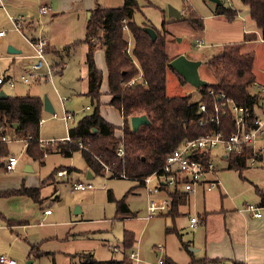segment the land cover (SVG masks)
Wrapping results in <instances>:
<instances>
[{
  "label": "rangeland",
  "instance_id": "1",
  "mask_svg": "<svg viewBox=\"0 0 264 264\" xmlns=\"http://www.w3.org/2000/svg\"><path fill=\"white\" fill-rule=\"evenodd\" d=\"M29 1L35 6L34 19L41 22L42 30L44 26L46 29L48 20L45 16L43 18L39 16V8L45 0ZM137 1L139 10L134 15L135 23L139 25L146 23L163 33L161 23L164 21L165 50L169 63L179 55H184L189 60H199L201 62L199 74L205 81L211 82L212 80L207 71L208 63L219 54L224 47L222 45L242 42L243 32L246 33L245 30L251 24L248 7L240 0H220L224 6L237 11V16L232 21L222 16H213L212 10L215 4L209 0ZM1 5L2 2H0V32L4 37L0 39V77L4 79V83L0 86V90L8 96L28 95L42 99L46 96L54 114L42 112L39 139L46 142L62 140L67 136V129L75 126L84 115L91 113L94 107L90 98L85 95V46L79 45L74 49L75 51H71L61 75L54 74L51 79L38 80L37 83L29 81L25 84L19 80L23 73L22 65L28 63L25 64V68L28 69L34 61L28 59L33 51L27 39L37 38L40 28L34 31L24 27L21 33L12 23V18L20 14H15L6 6L2 8ZM169 8L180 12L182 17H169ZM190 12L202 19L203 29L201 31H196L187 24L186 19ZM247 35L252 36V34ZM200 38L204 45L202 43L201 46H197L196 43ZM9 47L20 50L21 54H9L7 52ZM242 50L253 54L252 70L256 77H262L263 80L264 41L260 40L257 35V40L251 44H245ZM94 54L96 63L103 65L102 48H97ZM63 57L67 58L65 54ZM102 71L101 90L103 94L100 96V113L117 127L121 125V118L117 110L108 104L109 96L104 93L106 89L105 66ZM166 93L168 96L191 94L192 101L198 100L199 97L193 86L181 82L176 73L170 70L167 73ZM87 106L89 109L85 110ZM64 111L72 113L73 117L65 120ZM8 139V154L18 159L17 169L19 168L21 172L27 163L24 156V140L21 138L12 140L10 137ZM56 142L47 144L44 148H53ZM3 160L4 157L0 159L1 162ZM216 163L220 170L218 177L221 189L214 188L206 192L203 197L192 194L190 213L196 215L206 211L214 214L221 209L229 210L235 206L241 209L244 203L257 206L258 200L254 186L264 190V155L263 165L250 167L242 172L244 179H240L233 170H228L223 159L216 160ZM30 164L41 181L48 177L54 169L73 167L77 169L76 174L79 175L71 174L70 177L84 184H90L91 188L85 191H72L70 180L57 178L54 174V181H49L39 190L42 209L49 208L52 215L43 216V211L39 213L38 210L39 216L29 223V227L12 233L0 229V255L14 260L15 264H81L80 260L74 257L77 252H89L97 261L111 258L119 260L122 256L120 247L124 230L134 233L135 242L132 248L138 253L140 264L156 263L158 251L179 264H186L189 261V253L195 259L204 256L206 233L201 231V227L195 229L187 227V207L179 208L178 215L174 219L170 216L156 215L145 221L141 219L146 215L145 189L135 180L111 177L108 172L87 179L85 178L87 173L84 169L85 163L78 152L69 158L52 153L44 157L43 164L38 161ZM83 170L84 173H82ZM24 175L31 177L33 173ZM107 191H111L116 199L127 194L126 201L131 211H135L136 217L114 219L115 205L108 200ZM260 212L264 213V208H261ZM246 216V219H250L248 214ZM214 217L212 233L219 228L215 223L222 226L219 218ZM38 223L44 224L40 226ZM168 227H175L171 229H174L177 234L167 233ZM230 233L235 235L231 231ZM216 241L213 240L214 243ZM35 242L38 244L36 251L39 249L40 254H37L38 252L35 254L33 249L30 251ZM181 243L190 245L185 250L181 247ZM108 246L113 250H109ZM191 248L202 249L201 252L191 253ZM78 257H81V254H78ZM132 264L136 263L132 262Z\"/></svg>",
  "mask_w": 264,
  "mask_h": 264
},
{
  "label": "trees",
  "instance_id": "2",
  "mask_svg": "<svg viewBox=\"0 0 264 264\" xmlns=\"http://www.w3.org/2000/svg\"><path fill=\"white\" fill-rule=\"evenodd\" d=\"M248 7L249 16L261 30L264 41V0H240ZM139 10L137 0H124L122 6L106 8L98 3L89 11L86 21L84 38L57 52H67L75 44H84L85 68L87 75V95L93 104L91 113L84 115L75 126L67 130L68 140H57L53 148L39 145V127L43 112V100L36 96H7L0 98V159L8 156L7 143L1 140L6 136L11 139L21 138L26 142L25 154L32 161L43 164L46 155L57 153L62 157H70L78 152L88 170L94 175L106 172L111 177L132 179L142 185L141 179L161 168L167 156L185 139L197 138L213 129V125L206 122L203 126L199 121L214 114V105L218 103V94L224 93L237 105L243 106L248 119L255 116V107L259 98L251 87L255 82L253 74L254 56L251 52L242 50L247 41L255 36L244 34L242 42L227 43L219 54L208 63V74L211 82L196 89L198 100H191V94L168 96L166 93V79L168 71L174 70L169 65L165 50V22L158 29L142 23H135L134 15ZM214 16H222L229 21L234 20L237 11L224 4H215ZM182 17V16H181ZM187 24L196 31L203 29L202 19L189 13ZM144 27H152L156 32L153 41L145 32ZM131 39L129 52L126 50L127 37ZM102 48L106 66V93L110 96L108 104L117 109L122 118V126L116 127L107 122L100 115V88L103 74L97 68L94 52ZM67 54V53H66ZM53 64V63H52ZM54 65V64H53ZM181 82H185L176 74ZM200 75V74H199ZM212 91V93H210ZM203 103L208 114L199 111ZM145 115L149 124L141 125L136 132L130 127V118ZM220 127L227 137L234 131L231 113L220 114ZM116 130L121 134L117 135ZM121 148V154L117 150ZM252 156L251 149L244 147L240 152H232L222 158L226 161L228 170L236 171L240 179H244L242 172L248 168V160ZM211 153H206L204 160H211ZM56 172V171H55ZM123 174L125 178L119 176ZM52 174L47 179L52 178ZM258 200L257 206L264 208V190L254 186ZM171 197L168 216L172 219L178 215V207L182 205L188 194L179 191L166 190ZM39 187L28 188L21 186L16 190L0 193V197L28 196L38 201ZM109 201L115 203L117 218L134 216L125 201L126 196L116 200L111 191H107ZM1 216V215H0ZM10 227L12 221L4 219ZM168 227L167 233L176 231ZM177 234V233H176ZM134 243L132 232L123 234V250H128ZM188 243H181L187 249ZM40 254L36 247L30 251ZM190 254V253H189ZM81 264H131L125 256L121 260L109 259L97 261L91 253L81 254ZM188 264H209L216 260L206 258L195 259L191 255ZM237 263V262H236ZM165 264H175L166 258Z\"/></svg>",
  "mask_w": 264,
  "mask_h": 264
},
{
  "label": "crops",
  "instance_id": "3",
  "mask_svg": "<svg viewBox=\"0 0 264 264\" xmlns=\"http://www.w3.org/2000/svg\"><path fill=\"white\" fill-rule=\"evenodd\" d=\"M123 1L124 0H45V1H42V5L40 7L46 6L48 8V12L46 14L39 15L41 18H43L45 16V18L48 20V22L46 24L47 25L46 29L44 26V30H42L41 24H40L41 22L38 19H36V20L34 19L33 14L35 13V6L32 5V3L29 0H0V2H2V5H1L2 8H5V6H6L7 9L13 11L15 14L16 13L20 14V16H22L24 19L27 20V26H25L26 28H28L30 30H34V31L36 30V28H38V30L40 28V31H39L40 34L37 37H40V36L45 37V39L47 41V47H46L47 57H50V59H48V60H50V62L54 64V66L56 67V71L58 70L57 73H54L57 75L62 74L63 69L65 68V66L67 64L66 60L70 57L69 55L71 54V51L72 50L75 51L74 49H76V47L79 45L85 46L84 44H75L72 47L68 48L67 52H65V53L61 52L62 51L61 49L63 47L69 46V45H71L75 42H78L84 38L85 25H86V21L88 19V13L90 10H92L94 8L95 4L98 3L99 5L106 7V8H116V7L122 6ZM213 10H212V12H213ZM249 19L251 20L250 16H249ZM250 23H251L250 26L247 27V29L245 30L246 33L243 32L242 36H244V34H252L255 36V39L247 41L245 44H251L253 41L257 40V35H258V38H260V40H262L261 30L256 26V24L254 23L253 20H251ZM2 37H4V36H0V39ZM126 37H127V39H130V36L127 32H126ZM199 40H201V38ZM130 42H131V39H130ZM245 44H244V46H245ZM203 45H204V43H203ZM59 50H61V51L57 52ZM85 52H86V46H85ZM20 54H21V51L19 50V53H16L15 55H20ZM63 54H65L67 56V58H64ZM27 56H29V55H27ZM28 59H30L31 61L33 60L31 57H29ZM94 60H95V54H94ZM95 63H96V60H95ZM25 64L27 65L28 63H24L22 65L23 69L26 67ZM96 66L98 69H100L102 71L103 67L105 66L104 57H103V65H99L96 63ZM85 71H86V68H85ZM102 74H103V71H102ZM253 74H254V72H253ZM105 76H106V66H105ZM85 77H86V90H87L86 72H85ZM254 77H255V82L257 84L264 86V79L262 80V77L261 78L256 77L255 74H254ZM38 80L40 81L43 79L38 78L37 80H31V81H34L37 83V82H39ZM86 90H85V92H86ZM106 90H107V85H106V89L104 92L105 94H107ZM100 92L102 95L103 92H102L101 88H100ZM109 100H110V96L108 97V102H109ZM99 111H100V109H99ZM117 112L119 113L118 110H117ZM100 115L107 122H109L108 119H106L101 113H100ZM119 116H120V113H119ZM120 118H121V116H120ZM39 124H40V122H39ZM121 126H122V118H121V125H119L117 127H121ZM116 134L120 135L121 131L116 130ZM66 138H67V136L64 137V139H66ZM64 139H62V140H64ZM8 141H5V142L8 144ZM25 147H26V142L24 141V150H25ZM9 156H14V155H9ZM24 156H25V160H27V163L35 162V161H32L29 157H27L25 152H24ZM7 157H6V159H7ZM6 159L4 158V160L2 162L0 161V193L8 191V190H16V189H19L21 186H25L28 188H38L39 187V190H40V188L43 185H45L46 183H48L49 181H52V180L54 181V174L56 175V172L59 170H67V175H66V177H64L65 179L70 180L71 182H75V180L77 182H82V181H79L75 178L70 177L71 174H73V175L75 174L76 176L79 175V174H76L77 169H75L73 167L54 169L51 172V174L53 175L52 178L47 179L50 176V175H48V177H46L44 180L41 181L38 174L35 173V170L33 172H29V174L33 173V175L31 177L24 175V174H28V173L23 172V169L20 172L19 168L17 169L18 162H17V164L13 170L6 171L4 168V165L6 164ZM217 160H222V159H217ZM223 161L226 163L225 160H223ZM260 164L263 165V158H262V161ZM31 166H32V164H31ZM248 168H250V167H248ZM84 169L87 170L85 178L90 179V178H93L94 176H97V175L92 174L88 170V168L86 167V164H85ZM72 171H73V173H72ZM80 172H82V171H80ZM84 172L85 171L83 170L82 173H84ZM88 172H90V173H88ZM219 172H220V170H218L216 173V178L218 179V186L216 187V189L220 190L221 186H219V177H218ZM234 172L238 175V173L236 171H234ZM56 177L57 178H63V177H58L57 175H56ZM206 177L209 179L210 178L212 179L214 176L207 175ZM152 183L155 184L156 181H153ZM90 188H91V185H90ZM206 192H209V191H205L203 186H199V187H197V189L194 193L203 197ZM194 193H192V194L194 195ZM192 194L188 195L187 200L182 205H180L178 207V210H179V208H181L183 206L187 207L188 208V212H187L188 224H187V227L190 229H195V228L201 227L202 228L201 231H204L206 233L205 238H204V240H205L204 256L202 258H206V259L211 260V261L216 260L215 262H211L209 264H264V213L263 212H261L260 217H254V216H252V214H250L249 212L244 210V208L246 206V203H244L243 205H241L242 206L241 209H238L235 206L232 209L230 208L229 210L221 209L220 211H218L217 213H214V214L204 211L203 214L197 213L196 215H192L190 213V206H191L190 199H191ZM125 196H127V194ZM126 198H125V201H126ZM116 200H119V199H116ZM145 200H146V192H145ZM126 204L129 208V210L131 211L127 201H126ZM114 205H115V203H114ZM47 209H49V208H46L45 210H47ZM38 210H39V213H40V211L41 212L43 211L42 212L43 216H51L52 215V212H50L49 214H46L44 212L45 210L42 209L39 194H38V201L37 202H35L32 198H30L28 196L0 197V215H1L0 216V229L4 230V231H8L9 233H12V232H17L18 230H22L23 228H27L30 226L29 223L34 218L39 216ZM145 210H146V208H145ZM76 212H78V211H76ZM132 213H134V216L130 217V218H135L136 217L135 211ZM247 214L250 216V219L245 218V216ZM160 215H164V214H160ZM145 216L141 217V219L148 221L149 219L146 220ZM165 216H168V215H165ZM191 216H196V218L198 220L197 224L194 226L190 225L189 219ZM214 216H217V218H219V220L221 221L220 224L222 226H220L219 224L214 222L219 228H217L216 232L212 233V229L214 228V227H212V222H213L212 220L215 218ZM116 218L117 217L115 216V210H114V219H116ZM128 218H117V219H128ZM4 219H8L14 223H12L11 226L9 227L6 224V222L4 221ZM42 224H44V223H42ZM42 224L38 223V225H40V226ZM125 231H129V230H124L123 234ZM230 231L233 234L235 233V235H232L230 233ZM129 232H131V231H129ZM133 236H134V233H133ZM213 240H217V241L214 243ZM122 242H123V237H122ZM134 242H135V236H134ZM188 245H190V244L188 243ZM32 246L38 248V244L36 242ZM117 248H119V247H117ZM120 248L122 251V256H121V258H119V260H121L122 258L127 256L131 260V264H132V262H134L136 264H140V260H139L137 252L136 253H137L138 259L130 258V253H132V252L135 253V251L133 250L132 247L128 250H123V244H121ZM108 249L111 250L112 248L108 246ZM201 249L202 248H197V249L194 248V251H192L191 253L201 252ZM38 251H39V249H38ZM86 253H89V252H77L74 254V257L78 258L80 260V262H83V260H84L83 256L78 257V254H86ZM188 255H189L190 259L186 264H188L191 260L190 254H188ZM166 258L171 259L175 264H179L175 260H173L171 257H167L159 251L157 252V260L162 259L164 261V264H165ZM202 258H199V259H202Z\"/></svg>",
  "mask_w": 264,
  "mask_h": 264
},
{
  "label": "built area",
  "instance_id": "4",
  "mask_svg": "<svg viewBox=\"0 0 264 264\" xmlns=\"http://www.w3.org/2000/svg\"><path fill=\"white\" fill-rule=\"evenodd\" d=\"M48 12L46 6L39 8V14L44 15ZM12 23L16 30L22 33L27 20L22 16L12 18ZM0 36L3 33L0 32ZM33 54L30 56L34 61L31 67L23 69V73L19 80L28 84L31 80L38 78L47 80L51 79L56 71V67L47 59V41L45 37L40 36L28 40ZM126 50L129 52L131 47L130 39H127ZM202 40H198L196 45L201 46ZM8 81V80H7ZM4 83V79L0 77V86ZM12 85L11 82H9ZM259 98V104L255 107V116L248 119L243 106L237 105L231 98L224 93L218 94V103L214 105V114L199 121V125L203 126L206 122L213 125V129L203 136L183 140L165 159L161 168L152 172L150 175L142 178L140 181L146 192V216L148 220L153 216L164 214L168 215L171 206V197L167 195L166 190L171 192L179 191L186 194H192L197 187L203 186L205 191H211L218 186L216 173L219 166L216 163L217 159L226 158L232 152H240L244 147L251 149L252 156L248 160V167L258 166L264 155V86L254 82L251 87ZM212 93V91L210 92ZM89 107H85L88 110ZM199 111L206 115L208 109L205 104L200 103ZM231 113L235 131L225 136L220 127V114L226 115ZM73 117V114L67 111L63 112V118L68 120ZM42 120H40L41 123ZM2 141H8V137H1ZM64 140H68V137ZM57 140L42 141L39 139V145L44 147L47 144L54 143ZM122 149L117 150V155L121 154ZM214 151V153H212ZM211 153V160H204L206 153ZM18 159L14 156H8L4 168L6 171H11L15 168ZM108 169H106V172ZM58 177H66L67 170H59L56 172ZM207 175L214 176L212 179L207 178ZM125 178L123 174H119ZM156 181L155 184H152ZM90 188V184L82 182H72V191H84ZM258 206L249 204L244 210L252 214L254 217H260L261 212ZM46 214L51 212L50 209L44 211ZM190 225L194 226L198 220L196 216H191ZM130 258L138 259L137 253H130ZM0 264H15L14 260L7 258L5 255H0ZM154 264H164L162 259Z\"/></svg>",
  "mask_w": 264,
  "mask_h": 264
},
{
  "label": "water",
  "instance_id": "5",
  "mask_svg": "<svg viewBox=\"0 0 264 264\" xmlns=\"http://www.w3.org/2000/svg\"><path fill=\"white\" fill-rule=\"evenodd\" d=\"M209 1L213 2L214 4H222L220 0ZM168 16L172 18H180L182 14L173 8H169ZM144 30L153 41L156 39V32L152 27H144ZM7 52L9 54H16L19 53V50L9 47ZM169 65L176 74H178L186 83L190 84L195 89H199L201 86L207 84V81L203 80L199 75V67L201 65L199 60H189L184 55H179L171 60ZM7 96V94L0 90V98ZM43 110L51 115L54 114V110L46 96L43 98ZM144 124H149V121L145 115L133 116L130 118V127L133 132H136L138 128ZM33 171L34 169L32 168L31 164L26 163L23 168V172L29 173ZM190 251H194V249L191 248Z\"/></svg>",
  "mask_w": 264,
  "mask_h": 264
}]
</instances>
